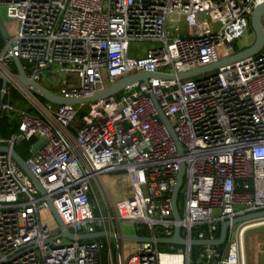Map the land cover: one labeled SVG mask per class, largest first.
Wrapping results in <instances>:
<instances>
[{"label":"built area","instance_id":"obj_1","mask_svg":"<svg viewBox=\"0 0 264 264\" xmlns=\"http://www.w3.org/2000/svg\"><path fill=\"white\" fill-rule=\"evenodd\" d=\"M264 0H0L19 22L0 50V121L16 113L14 133L0 136V264H246L244 235L264 218L230 226L220 247L193 246L218 238L220 224L264 210V40L259 52L215 69L180 74L228 60ZM264 34V14L261 17ZM150 48L131 56L132 43ZM254 43V42H253ZM253 45V44H252ZM13 59L38 83L56 66L63 99L93 95L136 74L139 81L106 99L58 106L42 102L15 80ZM164 76H172L167 78ZM16 91L34 111H15ZM52 93V92H51ZM54 94V93H53ZM155 104L180 144L161 122ZM33 140L24 160L45 195L11 151ZM181 165L174 220L171 195ZM123 173L130 193L110 213L98 200L97 178ZM50 198L62 226L40 221ZM135 225L150 242L124 259L121 240L69 241L97 232L123 235ZM255 226V227H253ZM184 245L157 243L174 229ZM253 227V228H252ZM114 241V249L112 246Z\"/></svg>","mask_w":264,"mask_h":264},{"label":"water","instance_id":"obj_2","mask_svg":"<svg viewBox=\"0 0 264 264\" xmlns=\"http://www.w3.org/2000/svg\"><path fill=\"white\" fill-rule=\"evenodd\" d=\"M264 14V4L258 6L252 13L251 15V19H250V29L253 31L254 34V43L253 45L248 48L245 49L243 51H241L240 53H238L237 55H235L234 57L225 60V61H221L218 62L216 64L195 70V71H191L188 73H184V74H180L178 76L179 79H183V78H188V77H192L193 75L200 73V72H205V71H209L212 69H215L217 67H220L226 63H230L236 60H240L242 58H245L247 56H251L256 54L257 52H259L263 46V40H264V34H263V30L261 27V17ZM0 34L2 35V37L4 39L7 38V34H6V30L0 20ZM13 64L15 66L16 69V74L14 75V78L16 80V82L22 87L24 88L26 91L30 92L35 98L37 99H42L46 102L58 105V106H65V105H78V104H85V103H89L92 101H97L100 99H106L110 96H113L115 94H117L118 92L122 91L123 89H125L126 87L133 85L139 81L142 82H147L148 78H155V77H161V75H155V74H136V75H131L128 77H125L121 80H119L116 84L105 88L101 91H98L96 93H94L91 96L88 97H84V98H79V99H63L53 93H51L50 91H48L47 89H45L44 87H42L41 85H39L38 83L34 82L33 80L29 79L26 77L25 73L22 70V67L19 63V61L17 59H13ZM167 78L172 79V76H164ZM0 81L2 83V86H5L6 84V79L5 77L0 73ZM156 110L158 112V116L161 120V122L165 125V127L167 128L171 138L173 139V141L175 142L176 148L178 150L179 153H181V147L180 144L178 143L174 133H173V129L169 123V121L167 120V118L164 116V114L161 112V110L159 109V107L157 106V104H155ZM6 152L7 149L4 147H0V152ZM11 157L13 158V160L16 162V164L20 167V169L28 176V178L32 181V183L35 185V187L38 189L40 195L44 196L45 192L43 191V189L41 188L40 184L38 183V181L36 180V178L32 175V173L28 170V168L25 165L24 160L17 154L16 151H11ZM184 174V167L183 165H181V169H180V173L178 175V179H177V185L174 188L172 195H171V207H172V215L174 220H179V215L176 209V196H177V192L181 186L182 183V177ZM48 209L51 212L52 216L54 217V220L57 224V226L61 227L62 223L60 222L54 208L52 207L51 204V200L50 198H46L45 199ZM264 218V210L263 211H259V212H255V213H251V214H246L240 217H236L234 219H232L231 221H224L220 224V231H219V235L218 238L216 240L213 241H192L190 244L193 246H210V247H220L222 245L225 244L226 239H227V232H228V228L230 226H234V225H238L241 223H245V222H250V221H254V220H258V219H263ZM106 236H108L109 238L112 239H119L122 242H129V243H146V242H150L151 239L150 238H141V237H134V236H115L112 233H107L105 234L104 232H97V233H93V234H84V235H77L76 237H74L67 229L61 231L57 237H64L69 241H73V240H93V239H103ZM157 243L160 244H170V245H184L185 241L180 237L179 235V228L176 227L174 229V233L173 236L171 238H166V239H157Z\"/></svg>","mask_w":264,"mask_h":264},{"label":"rangeland","instance_id":"obj_3","mask_svg":"<svg viewBox=\"0 0 264 264\" xmlns=\"http://www.w3.org/2000/svg\"><path fill=\"white\" fill-rule=\"evenodd\" d=\"M0 20L6 30V34L11 36L14 31L17 30L19 22L10 16L9 12L0 6ZM1 36V41L5 42ZM254 42L253 31L249 28L248 32L236 42L238 49H243L252 46ZM151 44L148 42L142 43H132L130 46L131 56L142 52L145 49L150 48ZM13 72L16 71L15 66L10 67ZM62 79V75L56 73V66L50 69H46L40 72V80L38 84L47 89L48 91L59 94V83ZM17 98L13 99L12 104L14 105L15 111H29L34 113L30 109V104L14 91ZM16 115V113H14ZM14 114H10L12 118H15ZM97 193L98 200L103 205V200H106L110 213L113 215V206L122 198L128 196L130 193L126 177L123 173H103L97 178ZM103 200H102V199ZM40 221L45 224L51 231L57 229V224L54 220L49 209H44L40 211L39 214ZM255 227V226H254ZM136 226L132 224H121V232L123 236H135L142 234V230L137 231ZM253 228V227H252ZM112 246L114 249V241L112 240ZM124 249V259H126L129 254L134 251L135 244L129 242H123L121 244ZM244 246L246 249V264H264V227L253 228L246 232L244 235Z\"/></svg>","mask_w":264,"mask_h":264},{"label":"trees","instance_id":"obj_4","mask_svg":"<svg viewBox=\"0 0 264 264\" xmlns=\"http://www.w3.org/2000/svg\"><path fill=\"white\" fill-rule=\"evenodd\" d=\"M4 43L5 42L1 41V36H0V50L3 48ZM1 86H2V83L0 81V87ZM17 97L18 95H16L15 92L12 91L9 101L12 103L13 99ZM39 100L42 102H45L42 99H39ZM10 114L13 115L14 113L5 114V116L0 121V136L1 137H6L8 134L14 133L17 129V126H18L17 115L14 114L15 118H12ZM32 143H33V140H30L28 142L23 141L15 147V151L23 160H26L31 156L28 150ZM223 247L224 245L220 246L219 249H222Z\"/></svg>","mask_w":264,"mask_h":264},{"label":"bare ground","instance_id":"obj_5","mask_svg":"<svg viewBox=\"0 0 264 264\" xmlns=\"http://www.w3.org/2000/svg\"><path fill=\"white\" fill-rule=\"evenodd\" d=\"M254 227V226H253Z\"/></svg>","mask_w":264,"mask_h":264},{"label":"crops","instance_id":"obj_6","mask_svg":"<svg viewBox=\"0 0 264 264\" xmlns=\"http://www.w3.org/2000/svg\"><path fill=\"white\" fill-rule=\"evenodd\" d=\"M29 112V111H28Z\"/></svg>","mask_w":264,"mask_h":264}]
</instances>
